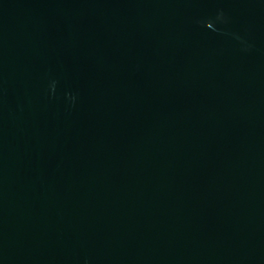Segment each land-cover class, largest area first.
<instances>
[{
	"label": "water",
	"instance_id": "95a60500",
	"mask_svg": "<svg viewBox=\"0 0 264 264\" xmlns=\"http://www.w3.org/2000/svg\"><path fill=\"white\" fill-rule=\"evenodd\" d=\"M0 264H264V0H0Z\"/></svg>",
	"mask_w": 264,
	"mask_h": 264
}]
</instances>
